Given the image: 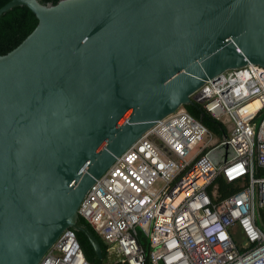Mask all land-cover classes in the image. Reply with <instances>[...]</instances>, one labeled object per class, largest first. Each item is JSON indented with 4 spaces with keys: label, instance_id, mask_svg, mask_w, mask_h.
<instances>
[{
    "label": "water",
    "instance_id": "95a60500",
    "mask_svg": "<svg viewBox=\"0 0 264 264\" xmlns=\"http://www.w3.org/2000/svg\"><path fill=\"white\" fill-rule=\"evenodd\" d=\"M17 4L37 24L0 54V264H37L65 229L101 258L78 222L86 190L206 80L264 67V0H8L0 14Z\"/></svg>",
    "mask_w": 264,
    "mask_h": 264
},
{
    "label": "built area",
    "instance_id": "2783aa9c",
    "mask_svg": "<svg viewBox=\"0 0 264 264\" xmlns=\"http://www.w3.org/2000/svg\"><path fill=\"white\" fill-rule=\"evenodd\" d=\"M192 101L223 134L178 107L90 185L78 215L126 264H264V67L225 69ZM218 176L235 188L221 195ZM37 264L93 263L65 229Z\"/></svg>",
    "mask_w": 264,
    "mask_h": 264
},
{
    "label": "trees",
    "instance_id": "16d2710c",
    "mask_svg": "<svg viewBox=\"0 0 264 264\" xmlns=\"http://www.w3.org/2000/svg\"><path fill=\"white\" fill-rule=\"evenodd\" d=\"M8 0H0V6ZM41 3H56L58 0H39ZM37 24L36 15L25 5L17 4L0 14V54H4L14 46H16ZM183 107L195 118L199 119L210 131L220 136L224 132V127L214 117H212L200 103L190 102ZM257 174H264V168H257ZM218 184V190L221 195L229 193L235 188L232 183H226L222 177L218 176L215 180ZM263 213V212H262ZM78 222L91 230L98 239L102 257L98 258L94 253L91 244L89 243L86 235L79 230H73L74 236L77 239L82 252L86 259L93 264H126L115 260L116 252L114 246L105 244L96 231L90 224L83 218L78 217ZM141 244L147 249L148 243L145 237L140 236ZM145 264H151L146 261Z\"/></svg>",
    "mask_w": 264,
    "mask_h": 264
},
{
    "label": "bare ground",
    "instance_id": "6f19581e",
    "mask_svg": "<svg viewBox=\"0 0 264 264\" xmlns=\"http://www.w3.org/2000/svg\"><path fill=\"white\" fill-rule=\"evenodd\" d=\"M181 106H183V105H181ZM180 107V106H179ZM160 120V119H159ZM156 123V122H155ZM150 128V127H149Z\"/></svg>",
    "mask_w": 264,
    "mask_h": 264
},
{
    "label": "rangeland",
    "instance_id": "374dc122",
    "mask_svg": "<svg viewBox=\"0 0 264 264\" xmlns=\"http://www.w3.org/2000/svg\"><path fill=\"white\" fill-rule=\"evenodd\" d=\"M160 264H162V263H160Z\"/></svg>",
    "mask_w": 264,
    "mask_h": 264
}]
</instances>
